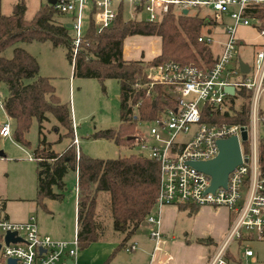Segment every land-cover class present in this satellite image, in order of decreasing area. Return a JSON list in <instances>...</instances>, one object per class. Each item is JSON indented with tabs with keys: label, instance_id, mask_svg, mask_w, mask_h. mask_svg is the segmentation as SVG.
I'll return each mask as SVG.
<instances>
[{
	"label": "trees",
	"instance_id": "16d2710c",
	"mask_svg": "<svg viewBox=\"0 0 264 264\" xmlns=\"http://www.w3.org/2000/svg\"><path fill=\"white\" fill-rule=\"evenodd\" d=\"M26 9L25 0H19L13 5L11 14H0V83L7 87L3 108L15 122V140L30 144L26 134L34 120L39 124L40 138L33 149L36 161L35 201L38 206L46 208L45 199L61 197L66 186L65 177L73 170L76 173L80 247L84 249L105 240L111 232L123 234L112 254L114 256L125 249L130 237L156 208L159 162L136 153L116 158H98L83 152L78 156L71 105L59 99L51 78L39 73L37 58L18 44L37 40L50 41L54 47L64 46L73 65L74 76L96 78L103 89L106 79H117L120 84V125L117 129L99 130L93 136L112 139L121 146H133L138 121H150L175 104L172 86L155 83L150 87L152 78L148 68L170 60L182 65L212 66L216 57L210 45L198 39L204 26L212 20L208 15L202 16L200 11L177 12L172 7L160 21H148L138 18L139 6L134 17L125 18L122 3L113 24L98 31L95 8L92 7L88 11L78 51L74 54L73 34L67 27L71 20L65 21L64 13L59 12L54 4L47 3L32 19H27ZM247 15L258 21L259 29H264V2L250 6ZM133 35L158 36L160 53L149 60L126 58L124 42ZM12 46L13 55L8 58L4 51ZM239 94L244 99L239 110L218 113L210 121L249 122L248 105L252 92L243 87ZM231 100L235 103V97ZM48 115H53L66 129L65 136L72 137L63 152H56L44 136L43 123L49 119ZM260 168L264 174V136L260 138ZM0 206L4 208L5 201H0ZM200 208L191 203L179 205L180 210H189L191 214ZM209 240L200 241L209 243ZM232 258L228 251L229 262Z\"/></svg>",
	"mask_w": 264,
	"mask_h": 264
},
{
	"label": "built area",
	"instance_id": "2783aa9c",
	"mask_svg": "<svg viewBox=\"0 0 264 264\" xmlns=\"http://www.w3.org/2000/svg\"><path fill=\"white\" fill-rule=\"evenodd\" d=\"M125 1L133 3L134 10L141 7L148 21H160L172 7L177 12L207 8L214 12V20L225 24L226 40L212 66L182 65L170 60L148 68L152 78L150 87L155 83L172 86L175 104L150 120L148 129L141 127L148 121H138L135 146L138 148L136 154L160 165L156 208L145 220L153 241L147 264H168L161 253L164 247L162 209L182 203L225 206L233 210L234 217L227 233L208 260V264H229L227 252L232 242H246L254 235L264 238V174L260 168L259 133L264 120L260 107V97L264 93V48L256 53L255 65H250L248 73L241 71L238 58L239 28L258 27V21L247 15V9L264 0H57L54 4L57 10L72 15L74 54L84 35L89 9L95 8V25L102 31L113 24ZM225 18L230 22H225ZM259 34L264 36V29H259ZM198 39L208 45L213 42L206 34ZM230 85L235 87L234 94L226 91ZM243 87L252 92L248 105L249 122L210 121L218 113L239 110L241 104L236 106L231 98L235 97L237 101ZM3 103L4 97L0 95V107ZM243 129L248 131L245 139L241 137ZM10 134L9 122L1 124L0 135ZM232 136L238 137L242 162L230 172L226 186L209 190L212 177L190 162L215 158L219 154L218 140ZM74 143L78 144L76 136ZM8 233L20 239L7 242ZM137 248L138 243L133 242L127 244L125 250L133 252ZM80 250L77 233L73 240L56 239L40 231L34 216L20 222L0 219L1 264H11V260H14L13 264H70V261L84 264L78 260ZM244 254L251 257L254 251L245 247Z\"/></svg>",
	"mask_w": 264,
	"mask_h": 264
},
{
	"label": "rangeland",
	"instance_id": "374dc122",
	"mask_svg": "<svg viewBox=\"0 0 264 264\" xmlns=\"http://www.w3.org/2000/svg\"><path fill=\"white\" fill-rule=\"evenodd\" d=\"M17 1L19 0H0V14H11L13 5ZM47 2L48 0H25L27 6L25 17L32 19L40 8V5ZM124 5V17H134L135 10L130 2H125ZM191 12H194V8H191ZM65 16L72 18L71 14H64ZM146 16L145 12L138 14V18L145 19ZM69 29L70 33L74 35L73 28L70 27ZM257 30L259 31L258 27L256 29L240 27L238 30L239 37L245 41L239 46V58L252 66L255 65L256 53L261 48H264V46L253 45V42L257 44L264 42L263 36ZM203 32L213 38L210 47L213 51H218V41L226 39L225 24L220 22L211 28L210 32L207 28ZM137 40L141 46V51L144 52V56L140 54L135 57L147 59L148 57H152V49L161 48V41L154 44L152 37L139 36ZM21 45L37 58L39 73L51 78L59 99L63 103L71 105L72 118L76 125L75 131L79 137L83 153L98 158H116L138 152V148L135 145L121 146L112 139L103 136H93L99 130L117 129L120 125V84L117 79H106L104 81L105 89H103L101 82L96 78L74 77L73 67L67 58L64 46L54 47L50 41L37 40L25 43L21 42ZM13 49V46L6 49L4 51L5 56L11 57ZM138 50L135 46L132 53L136 51L137 53H141ZM148 73H150V70H148ZM7 93L5 84L0 83V95L5 97ZM243 102L244 99L239 97L235 101V104L238 106ZM260 107L264 112V93L260 97ZM3 122H9L11 134L7 137H0V150L4 152V155L0 156V198L8 199L6 209L2 210L0 208V215L8 213L12 219L16 215H27L26 219L34 216L39 226L47 233L56 238L73 240L77 227L75 172L71 170L66 175V186L61 197L45 199L44 204L46 208L38 206L34 201V198L37 196V188L36 161L33 157V149L38 145L40 138L39 124L37 120L33 121L26 134V138L30 141V144L26 145L15 140V122L12 118L8 117L4 108L0 107V125ZM138 125L140 124L138 123ZM150 125L151 123L148 121L141 124V127L148 129ZM43 126L44 136L52 143V148L59 152L65 150L71 142L72 137L65 136V128L59 121L53 115H50V119L44 121ZM259 133L261 136H264V120L259 127ZM247 136L248 131L243 129L241 137L245 139ZM102 204L104 210H106V206H104L105 202L102 201ZM221 207L227 208L225 206H201L197 212L192 214L186 210L176 211L169 219L171 229L164 238L165 245L161 250L162 256L165 259H171L177 264H200V262L207 264L208 256L215 249V241L218 244L221 243L228 230L227 228L224 236H217L218 218H220L218 209ZM164 209L166 208L163 207L162 209V217ZM228 210L232 221L234 212L231 209ZM149 235V226L141 225L138 227L127 241L128 243L131 241L139 243L137 253L131 254L132 260L127 262L123 256L116 253L111 258L110 264L143 263L146 254L140 250L142 246L139 239L146 238ZM122 238L123 234L111 232L107 239L98 241L97 245L94 246H97L98 250H104L110 245L120 242ZM205 238L211 239V241L209 240V243L200 241ZM245 247H250L254 251V256L246 257L244 254ZM229 251L233 255L230 264H264V238H260L259 236L254 235L242 243L236 240L231 243Z\"/></svg>",
	"mask_w": 264,
	"mask_h": 264
},
{
	"label": "crops",
	"instance_id": "0c3cea01",
	"mask_svg": "<svg viewBox=\"0 0 264 264\" xmlns=\"http://www.w3.org/2000/svg\"><path fill=\"white\" fill-rule=\"evenodd\" d=\"M125 2H128V1H125ZM124 2V3H125ZM48 3V2H47ZM46 3V4H47ZM123 3V4H124ZM130 4H131V6L133 7V3H131L130 2ZM42 5H45V4H42ZM42 5H40V7L42 6ZM125 6V5H124ZM134 8V7H133ZM191 12V9L190 10H188V12ZM197 11H200V13H201V15L202 16H211V23L208 21L207 23V25H205L204 26V28H203V30H202V34H204L205 35V33L203 32L206 28L209 30V32L211 31V28H213L214 26H216L219 22H217L216 20H214L212 17H213V15H214V12L211 10V9H207V8H203V9H194V12L193 13H195V12H197ZM192 13V12H191ZM65 21H70V19L71 18H69L68 16H65L64 18H63ZM230 20L228 19V18H225V22H229ZM249 27H251V26H244V28H249ZM252 29H256V27H251ZM258 31V30H257ZM258 33H259V31H258ZM139 36H145V35H133V36H129V37H127L126 38V40H125V42H124V50H123V52H124V56L126 57V58H128V59H130V58H133V59H144V57H135V56H139L140 54H142L143 56H144V52L143 51H141L142 49H141V46L139 45V42H138V38H139ZM152 37V42L154 43V44H157V42H160V38L157 36V37H155V36H147V38H151ZM226 38V37H225ZM240 38V43L241 44H243L245 41L241 38V37H239ZM263 38H264V36H263ZM225 40L226 39H224V40H219L218 41V44H219V50L218 51H213V49L211 48V50H212V53H213V55H214V57H217V56H219L220 54H221V52H222V49H223V43L225 42ZM22 43H25V42H22ZM261 43V44H260ZM19 46H21V47H23L22 45H21V43L20 44H18ZM253 45H255V46H260V47H262V46H264V42H259L258 44L257 43H255V42H253ZM136 46V48L137 49H139L138 50V52L139 51H141V53H137V51L135 52V53H132V50H133V47H135ZM211 46V45H210ZM161 47V46H160ZM23 48H25V47H23ZM26 49V48H25ZM27 50V49H26ZM160 51H161V48H154V49H152V57H148L147 59H144V60H149V59H151V58H153V57H155L156 55H158L159 53H160ZM66 52H67V50H66ZM240 53V52H239ZM239 53H238V58L240 57V55H239ZM72 65V64H71ZM72 67H73V65H72ZM73 75H74V73H73ZM75 77V76H74ZM71 109H72V107H71ZM49 116V119H50V115H48ZM48 119V120H49ZM73 119V118H72ZM4 123V122H3ZM2 123V124H3ZM1 126V125H0ZM75 127H76V125H75V123L73 122V129H74V137L76 136V138L78 139V144L76 145L75 143V145H76V149H77V147H78V153L79 152H82V149H81V146H80V142H79V137L77 136V134H76V131H75ZM44 130V129H43ZM60 132V131H59ZM67 131H66V129H65V131H64V134L66 133ZM1 137H7V136H2V135H0ZM64 151V150H63ZM62 151V152H63ZM56 152H59V151H56ZM34 157V156H33ZM75 176H76V173H75ZM36 198V197H35ZM35 198H34V201H35ZM7 200L8 199H2V198H0V201H5V206H4V208L3 207H1L0 206V208L2 209V210H5L6 209V207H7ZM36 202V201H35ZM37 204V203H36ZM165 208L166 209H164V212H163V217H162V214H161V228H162V231H163V233H164V238L167 236V232L171 229V225H169V219H170V217L172 216V215H174V213H176V211H179L180 209H179V206H176V205H167V206H165ZM229 208H224V207H221L220 209H218V213H220L219 215H220V218H218V224L219 225H217V228H218V233H217V236H219V237H221L222 235L224 236V234H225V232H226V229L228 228V226L230 225V222H231V219H230V212H229V210H228ZM186 210V209H185ZM186 211H188L189 212V210H186ZM190 213V212H189ZM27 216V215H26ZM26 216H15L14 217V219H12L10 216H9V214L8 213H5L4 215H0V219H4V218H6V219H10V220H13V221H26L27 219V217ZM30 218V217H29ZM28 218V219H29ZM40 227V226H39ZM77 229H78V225H77V227H76V233H77ZM40 231L42 232V233H45V234H49V233H47L46 231H44L41 227H40ZM49 235H51V234H49ZM52 237H54L53 235H51ZM150 236H146V238L145 237H143V238H141V239H139V242H140V244H141V252H143L144 254H146V256L144 257V260H143V263H135V264H147L148 262H149V260H150V256H151V252H152V249H153V241H152V239L151 238H149ZM54 238H56V237H54ZM56 239H61V238H56ZM62 240H65V239H62ZM214 240V239H213ZM101 241V240H100ZM133 242H137V241H131L130 243H126V244H131V243H133ZM213 242V241H212ZM96 243H98V241L97 242H94V243H92L90 246H88L87 248H84V249H81L80 250V252H79V255H78V260L81 262V263H84V264H106V262L108 263V264H110V260H111V258L113 257V252H114V250L117 248V246L119 245V243L120 242H118V243H115V244H112V245H110L108 248H106V249H100V250H98L96 247L97 246H94V245H97ZM138 243V242H137ZM214 243V242H213ZM215 244H216V246L218 245V243H216V241H215ZM164 245H165V240H164ZM216 246H215V248H216ZM92 247H94V248H92ZM98 247H100V246H98ZM139 249V243H138V248L135 250V251H133V252H126V250L125 249H122V250H120L118 253L121 255V256H123V258H124V260H126L127 262H129V261H131L132 259H131V254L133 253V254H136L137 253V250ZM215 250V249H214ZM214 252V251H213ZM213 254V253H212ZM212 254H210L209 256H208V260H209V258L212 256ZM247 257V256H246ZM252 257V256H251ZM164 258V257H163ZM165 259V258H164ZM136 260V259H135ZM167 262H168V264H177V263H175V262H173L171 259H165ZM136 262V261H135ZM196 264H199V263H196ZM200 264H204L203 262H200ZM208 264V263H207ZM229 264H230V262H229Z\"/></svg>",
	"mask_w": 264,
	"mask_h": 264
},
{
	"label": "water",
	"instance_id": "95a60500",
	"mask_svg": "<svg viewBox=\"0 0 264 264\" xmlns=\"http://www.w3.org/2000/svg\"><path fill=\"white\" fill-rule=\"evenodd\" d=\"M57 0H48L49 4H55ZM185 13H188V10H184ZM67 27H71V24L68 23ZM240 69L243 73H248L250 71V64L245 62L242 59H239ZM226 91L230 94H234L235 87L233 85L227 86ZM219 154L210 160L205 161H192L190 162L200 171H203L209 174L212 177L211 186L209 190L214 191L219 186H226L228 181V176L239 164L242 162V155L240 151V145L237 136H232L227 139L218 140ZM4 152L0 150V156H3ZM142 226H148V223L144 221ZM20 238L13 237L12 233H8L6 240L7 242L13 240L17 241ZM11 264L14 263V260L10 261ZM70 264L72 262L70 261Z\"/></svg>",
	"mask_w": 264,
	"mask_h": 264
}]
</instances>
